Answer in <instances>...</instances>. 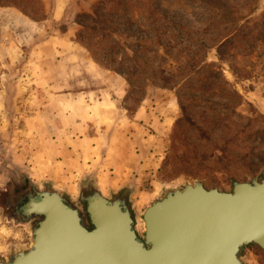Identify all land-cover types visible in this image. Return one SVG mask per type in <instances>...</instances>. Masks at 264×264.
<instances>
[{
	"label": "rangeland",
	"instance_id": "rangeland-1",
	"mask_svg": "<svg viewBox=\"0 0 264 264\" xmlns=\"http://www.w3.org/2000/svg\"><path fill=\"white\" fill-rule=\"evenodd\" d=\"M41 1L0 4V258L30 244L6 199L31 185L94 177L138 217L166 186L260 178L264 0Z\"/></svg>",
	"mask_w": 264,
	"mask_h": 264
},
{
	"label": "water",
	"instance_id": "water-1",
	"mask_svg": "<svg viewBox=\"0 0 264 264\" xmlns=\"http://www.w3.org/2000/svg\"><path fill=\"white\" fill-rule=\"evenodd\" d=\"M31 189L18 199L30 198L18 209L30 244L0 264H245L244 247L264 250V168L228 192L166 186L138 217L127 188L107 196L89 179L74 198L54 185Z\"/></svg>",
	"mask_w": 264,
	"mask_h": 264
},
{
	"label": "flooded vegetation",
	"instance_id": "flooded-vegetation-1",
	"mask_svg": "<svg viewBox=\"0 0 264 264\" xmlns=\"http://www.w3.org/2000/svg\"><path fill=\"white\" fill-rule=\"evenodd\" d=\"M29 187L30 188L27 189V191L34 192L33 189H31V186H29ZM36 188L39 189V187H36ZM24 192H26V191H24ZM23 193H21L18 196H15V197L13 195H10L11 199H9V200H8V198L6 199V207L8 208V212L9 211H13L14 212V215H11L10 213H8V217L13 219L15 222H20V223H22V217L18 214V209H22L23 210L24 206L29 202V199H30L27 196V197L23 198L22 202L19 203L18 199ZM31 198H33V197H31ZM27 219H29V218H27ZM24 224H27V222L24 223Z\"/></svg>",
	"mask_w": 264,
	"mask_h": 264
},
{
	"label": "trees",
	"instance_id": "trees-1",
	"mask_svg": "<svg viewBox=\"0 0 264 264\" xmlns=\"http://www.w3.org/2000/svg\"><path fill=\"white\" fill-rule=\"evenodd\" d=\"M24 3V4H37V5H42V1L41 0H0V4H4V5H15V7H18V9L24 13V14H30V12L23 6H21L20 4Z\"/></svg>",
	"mask_w": 264,
	"mask_h": 264
},
{
	"label": "bare ground",
	"instance_id": "bare-ground-1",
	"mask_svg": "<svg viewBox=\"0 0 264 264\" xmlns=\"http://www.w3.org/2000/svg\"><path fill=\"white\" fill-rule=\"evenodd\" d=\"M35 187H39V186H35ZM42 186H40L39 188H41ZM45 188H47L46 190H43V191H45V194L47 195V196H49L48 194H52V196H53V190H51V189H49L50 187H47V186H45ZM57 188H59V187H57ZM34 192H31V194H33ZM49 197H51V196H49ZM52 198V197H51ZM53 199V198H52ZM54 201V200H53ZM10 202V201H9ZM15 208V207H14ZM32 208V207H31ZM18 213H20V211L18 210ZM20 215V214H19ZM7 253V252H6Z\"/></svg>",
	"mask_w": 264,
	"mask_h": 264
},
{
	"label": "crops",
	"instance_id": "crops-1",
	"mask_svg": "<svg viewBox=\"0 0 264 264\" xmlns=\"http://www.w3.org/2000/svg\"><path fill=\"white\" fill-rule=\"evenodd\" d=\"M92 177H93V176H92ZM93 179H94V181H95V182L98 184V186H99V182H97L96 179H95L94 177H93ZM99 187H100V186H99Z\"/></svg>",
	"mask_w": 264,
	"mask_h": 264
}]
</instances>
